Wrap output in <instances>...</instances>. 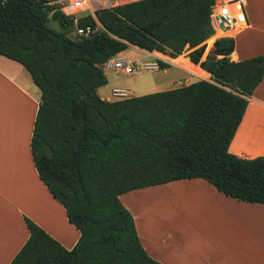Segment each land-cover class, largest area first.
<instances>
[{"label":"trees","instance_id":"16d2710c","mask_svg":"<svg viewBox=\"0 0 264 264\" xmlns=\"http://www.w3.org/2000/svg\"><path fill=\"white\" fill-rule=\"evenodd\" d=\"M214 3L107 4L78 19L95 31L74 39L72 21L48 0H0V55L23 65L41 92L31 138L38 176L80 232L66 249L26 217L29 237L9 264H162L142 246L119 198L139 188L202 178L226 196L264 204V155L247 159L229 151L263 79L264 54L232 61L235 40L224 36L201 60L215 32ZM129 45L170 57L189 50L210 78L101 98L103 63Z\"/></svg>","mask_w":264,"mask_h":264},{"label":"crops","instance_id":"0c3cea01","mask_svg":"<svg viewBox=\"0 0 264 264\" xmlns=\"http://www.w3.org/2000/svg\"><path fill=\"white\" fill-rule=\"evenodd\" d=\"M88 1L94 15L101 6L131 0ZM244 8L247 25L238 31L216 29L207 40L215 37L209 51L216 39L228 36L235 40L229 55L232 61L264 54V0H244ZM138 50L142 49L129 45L116 56ZM148 53L156 54L155 58L168 66L160 69L158 83L136 87L143 88L141 95L149 88L162 91L170 89L163 88L165 85L189 84L176 80L188 74L186 66L199 70L196 75L210 78L189 58L187 65L178 63L182 54L170 57L156 51ZM106 71L108 85L123 88L114 78L110 83ZM100 90L97 93L101 98L116 100ZM40 94L23 65L0 55V264H9L28 239L26 217L66 249H72L80 236L64 206L39 178L32 158L31 138ZM229 151L247 159L264 155V76L248 98ZM119 198L134 218L142 246L162 264H264V204L226 196L202 178L139 188Z\"/></svg>","mask_w":264,"mask_h":264},{"label":"built area","instance_id":"2783aa9c","mask_svg":"<svg viewBox=\"0 0 264 264\" xmlns=\"http://www.w3.org/2000/svg\"><path fill=\"white\" fill-rule=\"evenodd\" d=\"M51 5H56L62 15L69 21H72L74 32L77 36H89L94 33L91 26H79L78 19L86 14L92 13V6L88 0H48ZM94 16V15H93ZM211 22L216 31L232 30L238 31L247 25V16L244 8V0H230L225 3L215 2L212 6ZM141 68H157V64H139L135 65L127 60L125 56H112L103 63V70L121 71L132 75ZM129 91L125 88L115 87L111 90V95L116 99L129 97Z\"/></svg>","mask_w":264,"mask_h":264},{"label":"rangeland","instance_id":"374dc122","mask_svg":"<svg viewBox=\"0 0 264 264\" xmlns=\"http://www.w3.org/2000/svg\"><path fill=\"white\" fill-rule=\"evenodd\" d=\"M50 25L53 28H58V23L55 20H51L50 21ZM72 38H76L77 35L74 32V27L70 29V34H69ZM215 38V37H214ZM214 38H212L209 41H206V50L202 56V59H204V57L206 56V54L209 52L210 46L214 40ZM136 47V46H133ZM138 48V47H136ZM188 52L189 50L185 51L182 53V56L177 60L178 63H181L183 65H187L188 64ZM131 55H122L125 56L127 58V60L131 61L132 63H134L135 65H139V64H157V68H141L139 71H137L134 74H125L121 71H106L108 74V77L110 79V83H112L111 79L114 78L115 81H117V83H119V86L127 89L129 91L128 95L129 96H141L142 93H140L142 89L137 90L136 87L141 86V85H145L148 83H158L160 80V76L162 75V71L160 70L161 68L159 67V60L157 58H155L154 55L156 54H149L147 51L144 50H138V53H130ZM134 55V56H133ZM189 70L188 74L186 75H181L178 76V78L176 80H178V83L181 84H186V83H191L200 79H205L207 76H205V74L200 73L198 74L199 70H195L193 69L191 66H186ZM103 68V65H102ZM192 68V69H191ZM180 81V82H179ZM179 85H165L163 88H174V87H178ZM111 89L112 86L111 84L108 85V83H106L105 85L101 86V90L100 91H106V94H109V96L111 97ZM144 92V91H143ZM147 93L145 94H150L153 92H157L156 89L154 88H149L146 91ZM144 95V94H143ZM152 208L154 209V205H152ZM155 210V209H154Z\"/></svg>","mask_w":264,"mask_h":264},{"label":"water","instance_id":"95a60500","mask_svg":"<svg viewBox=\"0 0 264 264\" xmlns=\"http://www.w3.org/2000/svg\"><path fill=\"white\" fill-rule=\"evenodd\" d=\"M59 18L61 19V18H62V16H60ZM92 34H93V33H92ZM92 34H91V35H92Z\"/></svg>","mask_w":264,"mask_h":264}]
</instances>
